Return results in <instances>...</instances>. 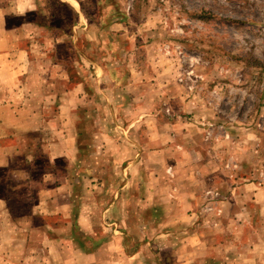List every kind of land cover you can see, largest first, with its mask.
Masks as SVG:
<instances>
[{
    "label": "crops",
    "instance_id": "crops-1",
    "mask_svg": "<svg viewBox=\"0 0 264 264\" xmlns=\"http://www.w3.org/2000/svg\"><path fill=\"white\" fill-rule=\"evenodd\" d=\"M54 1L53 10L47 0H25L14 9L33 17L25 23V34L18 31L23 26L10 23L8 6L0 4V264L28 262L34 249L49 255L65 241L74 246L75 264H143L141 250L130 254L128 241L146 237L147 206L156 208L165 192L170 199L164 221L176 229L178 223L190 224L189 211L201 203L206 177L215 172L212 160L196 157L200 161L184 169L179 161L162 160L166 150L157 133L160 143L148 151L143 166L146 139L134 127L149 119L141 116L146 106L140 95L130 90L144 83L145 72L135 68V57L106 30L101 28L106 37L97 39L99 26L82 0ZM40 12L48 13L47 19L36 21ZM111 22L110 17L103 21L107 31L116 28ZM47 30V40L40 41L36 34ZM60 47L68 50L69 60L50 55L56 48L60 56ZM39 50L47 65L36 69ZM35 78L42 79L39 87L27 83ZM30 93L40 94L39 110L26 101ZM125 107L132 116H123ZM51 108L63 117H45ZM50 124L56 127L49 130ZM113 165L116 178L111 177ZM169 165L173 178L166 171ZM158 213L154 228L163 221ZM193 231L188 235H202Z\"/></svg>",
    "mask_w": 264,
    "mask_h": 264
},
{
    "label": "rangeland",
    "instance_id": "rangeland-1",
    "mask_svg": "<svg viewBox=\"0 0 264 264\" xmlns=\"http://www.w3.org/2000/svg\"><path fill=\"white\" fill-rule=\"evenodd\" d=\"M24 1L0 0L12 14L10 23L23 26L19 34L28 32L25 23L33 18L25 12L15 14L14 9L22 8ZM82 1L99 26L97 39L108 33L135 57V68L145 72L144 83L130 90L131 95H140L139 102L146 106L141 116L149 119L145 126L134 127L146 139L143 166L148 164V151L160 143L155 138L158 133L163 137L162 150H166L162 160L179 161L184 169L206 157L212 160L215 171L206 177L201 203L189 211L190 224L178 223L176 229L164 221L170 199L165 192L156 200V208L147 206L146 237L128 241L130 254L141 250L143 264H264V0ZM54 2L47 0L51 5L47 8L53 10ZM48 16L40 12L34 19L41 21ZM108 17L116 28L107 31L103 21ZM38 33L40 41L50 34L48 30ZM116 33H124V37L116 38ZM84 39L83 48L88 50V40ZM20 43L25 46V38H20ZM65 49L59 48L62 57L56 48L49 50L50 55L69 60ZM41 54V50L35 52L39 57L33 61L36 69L47 65ZM71 64L67 66L70 70ZM48 65L52 66L50 59ZM41 80L27 83L39 87ZM75 84L73 80L69 86ZM26 96L22 98L39 110L40 94ZM47 110L45 117H63L56 115L54 108ZM121 111L123 116H132L126 107ZM55 127L50 124L47 128ZM40 162H46L45 157ZM116 168L111 167L112 178L119 175ZM166 171L174 177L173 165ZM208 189L218 191L219 197L208 198ZM212 203L222 208L221 214L207 210ZM159 209L163 221L154 228ZM191 230L202 235H188ZM54 248L49 255L34 249L28 262L22 264H75L74 246L68 241Z\"/></svg>",
    "mask_w": 264,
    "mask_h": 264
},
{
    "label": "built area",
    "instance_id": "built-area-1",
    "mask_svg": "<svg viewBox=\"0 0 264 264\" xmlns=\"http://www.w3.org/2000/svg\"><path fill=\"white\" fill-rule=\"evenodd\" d=\"M219 192L214 190V189H208L206 191V196L208 198L212 197V198H218L219 197ZM207 210L210 211H214L216 214H221L222 213V208L221 207H217L214 203H212L211 205L207 206Z\"/></svg>",
    "mask_w": 264,
    "mask_h": 264
}]
</instances>
